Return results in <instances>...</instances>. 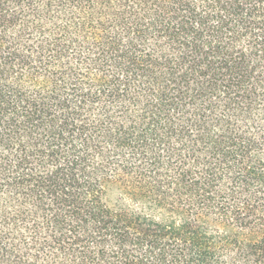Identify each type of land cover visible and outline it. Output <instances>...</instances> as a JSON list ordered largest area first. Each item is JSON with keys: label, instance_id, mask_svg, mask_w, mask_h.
I'll use <instances>...</instances> for the list:
<instances>
[{"label": "trees", "instance_id": "trees-1", "mask_svg": "<svg viewBox=\"0 0 264 264\" xmlns=\"http://www.w3.org/2000/svg\"><path fill=\"white\" fill-rule=\"evenodd\" d=\"M0 264H264V0H0Z\"/></svg>", "mask_w": 264, "mask_h": 264}]
</instances>
